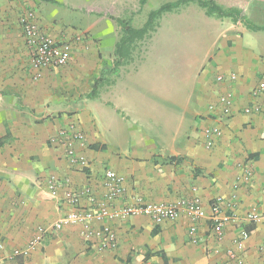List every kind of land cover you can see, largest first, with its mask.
<instances>
[{
    "label": "crops",
    "instance_id": "1",
    "mask_svg": "<svg viewBox=\"0 0 264 264\" xmlns=\"http://www.w3.org/2000/svg\"><path fill=\"white\" fill-rule=\"evenodd\" d=\"M213 1L264 27V0ZM30 4L33 0H0V264H229L233 252L244 264H264V112L245 111L264 72V29L209 15L191 1L167 12L172 34L190 35L167 50L173 77L139 81L150 48L141 62L90 96L97 72L93 39L55 21V13L40 14L43 30L56 38H87L76 44L66 66L35 78L18 23ZM163 36L165 29L153 42L163 43ZM219 74L237 78L221 83ZM226 89L233 92V114L222 121L223 134L209 148L208 107ZM72 123L85 134L78 146L90 161L85 170L69 163L56 140L59 129ZM244 164L253 175L235 189ZM106 169L125 177L130 198L176 203L199 196L198 242L191 241V219L184 213L161 224L144 215L114 222L116 249H99L79 224L54 229L70 210L59 197L85 185L101 195ZM51 179L60 181L57 196L48 188ZM215 200L223 213L237 215L222 237L210 220ZM252 207L262 215L257 222L247 219ZM41 228L46 237L30 246ZM242 229L249 237L239 250L235 239ZM18 248L27 253L13 256Z\"/></svg>",
    "mask_w": 264,
    "mask_h": 264
},
{
    "label": "built area",
    "instance_id": "2",
    "mask_svg": "<svg viewBox=\"0 0 264 264\" xmlns=\"http://www.w3.org/2000/svg\"><path fill=\"white\" fill-rule=\"evenodd\" d=\"M19 23L29 48L30 63L35 78L40 77L46 69L66 66L76 44L84 42L87 38L83 34L77 35L73 40L56 38L43 30L38 20L28 12L19 18ZM236 78L235 74L229 76L219 74L217 80L222 83L226 80L234 81ZM250 96L253 102L245 111L249 115L262 114L264 112V72L252 88ZM233 104V92L226 89L219 93L217 102L209 105V117L213 124L204 129L207 147H213L216 140L222 136L221 123L232 116ZM56 140L63 146L65 156L72 166L81 170L90 166L88 158L78 150V146L84 144L85 134L76 124L72 123L68 127L59 129ZM242 170L238 178L239 182L234 186L235 189L239 188L241 180L246 182L253 175L252 168L247 164L243 165ZM102 186L104 191L101 195H98L89 185L66 190L59 200L66 202L70 210L53 224V228L59 230L79 224L82 226L84 237L87 240H95L99 249H116L118 241L114 222L144 215L154 223L161 224L166 221H175L184 213L191 219L188 231L191 241L198 242V220L202 212V200L199 196L181 199L176 203L150 202L140 197L130 198L125 177L114 169L105 170ZM48 188L53 195L57 196L60 181L51 179ZM211 210L212 230L218 237H222L225 225L232 220H237V215L234 211L231 214L223 213L219 200L211 203ZM261 216L257 207H252L247 213V219L252 222H257ZM46 235L47 231L44 228L38 229L37 234L30 241V246L40 243ZM248 237L249 232L242 229L235 239V245L239 250L244 249V241ZM2 246L1 244L0 247ZM25 253L27 251L18 248L13 251V256ZM230 258L229 264H244V259L234 252L230 253Z\"/></svg>",
    "mask_w": 264,
    "mask_h": 264
},
{
    "label": "rangeland",
    "instance_id": "3",
    "mask_svg": "<svg viewBox=\"0 0 264 264\" xmlns=\"http://www.w3.org/2000/svg\"><path fill=\"white\" fill-rule=\"evenodd\" d=\"M141 1L142 0H33V4L26 6L24 11L18 17V23L19 18L26 14V12H28V14L31 13L33 18H36L38 22L40 14L48 12L50 14L55 13V21L69 26L74 32L87 31L88 36H91L93 39L91 45L94 51L93 60L97 66L95 80L98 81V91L113 83L119 76L120 72L129 70L141 62L150 48V54L144 62L146 66L143 72L139 75V78L141 79L139 81H144L148 77L161 79V76H169V78H171L173 76L171 71H169V74V66L167 64L170 52L167 50L173 47L175 48L178 40H187L190 35H187L185 38H178L175 34H172L169 27L173 22H171L170 16H168L169 13L162 15L159 20V27L150 37L134 44L132 62L120 68L114 67L116 43L122 36V29L117 19H125L134 27H141L147 21L149 13L152 10L157 9L166 2L176 0H146L143 5ZM193 2L197 3L196 1ZM199 6L202 7L201 5ZM46 9H50V11ZM178 24L179 26L187 25L186 22H180ZM173 27L175 28V26ZM192 28L197 30L199 27L198 25H192ZM164 29L166 36L161 38L163 43L161 42L162 44L159 43L157 45L158 42L155 43L153 41L160 36V32ZM190 34H192V32ZM25 46L28 48L26 42ZM154 46L156 47L154 48ZM158 47L159 50L161 47L163 48L160 53L157 51ZM128 79L133 78L129 77Z\"/></svg>",
    "mask_w": 264,
    "mask_h": 264
},
{
    "label": "trees",
    "instance_id": "4",
    "mask_svg": "<svg viewBox=\"0 0 264 264\" xmlns=\"http://www.w3.org/2000/svg\"><path fill=\"white\" fill-rule=\"evenodd\" d=\"M190 1H196L199 5L206 8L209 15H217L219 17H231L234 21L240 20L251 30H263L264 27H259L254 23L247 20L242 12L236 8L224 9L213 0H176L166 2L157 9L149 13L148 19L141 27H134L128 20L117 19L122 29V36L116 43L114 67L120 68L129 64L133 60V46L136 42L142 41L151 36L153 32L159 27V20L162 15L171 12L179 6L186 4ZM146 0H142V5ZM98 81H95L93 90L90 96H97L98 94ZM176 158L170 159L174 161Z\"/></svg>",
    "mask_w": 264,
    "mask_h": 264
}]
</instances>
